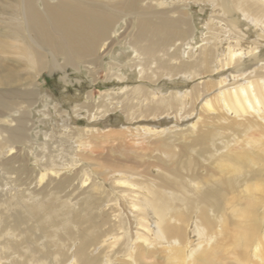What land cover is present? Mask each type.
Segmentation results:
<instances>
[{"label":"bare ground","instance_id":"1","mask_svg":"<svg viewBox=\"0 0 264 264\" xmlns=\"http://www.w3.org/2000/svg\"><path fill=\"white\" fill-rule=\"evenodd\" d=\"M0 22V264H264V0H9ZM69 69L118 86L42 95Z\"/></svg>","mask_w":264,"mask_h":264},{"label":"rangeland","instance_id":"2","mask_svg":"<svg viewBox=\"0 0 264 264\" xmlns=\"http://www.w3.org/2000/svg\"><path fill=\"white\" fill-rule=\"evenodd\" d=\"M9 0H0V7H5L6 3ZM189 9V8H188ZM189 14H190V18H191V23L193 25V28H195L194 33L197 34L196 37L201 36V31L202 28L201 26L199 27L198 24L199 22H204L206 20H209L211 18V13L206 12L205 10H201V8L196 5V6H192L189 9ZM200 15V17H199ZM196 26V27H195ZM197 28V30H196ZM125 29V23L121 24V28H119V33L122 32ZM7 32V29L4 27V24L0 22V42H10L9 39L5 38V36H2V33ZM194 34V36H195ZM2 36V37H1ZM212 41L208 42V45H211ZM118 50H121V48H118ZM123 52H127L126 49L124 51V48H122ZM127 54V53H126ZM128 55V54H127ZM13 57L12 53H0V58H6L8 63H12L11 59ZM111 58L106 57L105 60L109 61ZM80 71V72H79ZM25 72V71H24ZM69 73V77H68V81L70 82L68 85L66 83H64L62 80H60L61 74H55L52 76L49 75H44V80L41 79L40 81V85L39 87H41V89L46 92H50V94L56 98H60V96L65 95V96H69V95H75L78 93V91L80 93H86L89 92L91 90H95V94L98 97L102 91L105 92L107 90H112V88H117V83L114 80H109L107 77V73L105 71H102V73L99 75V81L97 83L93 82V79L89 76L88 71L85 69H81V70H74V69H69L68 70ZM230 73H228L229 75ZM128 76L129 78L127 79L128 83H131L133 80L136 81L135 79V75L134 73L130 70L128 71ZM106 80V81H105ZM132 80V81H131ZM44 81V82H43ZM166 82L165 79L162 80V83ZM119 84L120 86L122 84ZM45 91L42 92V95L45 94ZM100 93V94H99ZM114 117L112 116V119ZM31 119L33 121L36 122L37 117L36 116H31ZM81 121V122H80ZM79 121V126H84L85 125V121L80 120ZM30 125L32 124V122L29 123ZM40 128H33L32 130V139L33 141H36V143H40L41 141H37L35 140L36 135L38 134ZM43 141H47V142H51L48 140V138L44 139ZM24 150V149H23ZM31 165V164H30ZM2 175V173L0 174ZM35 187V184L31 185V187ZM32 187V188H33ZM0 191H2L0 189ZM3 194L5 193V190L2 192ZM6 198V197H4ZM71 249H74L73 247H71ZM70 249V250H71Z\"/></svg>","mask_w":264,"mask_h":264}]
</instances>
